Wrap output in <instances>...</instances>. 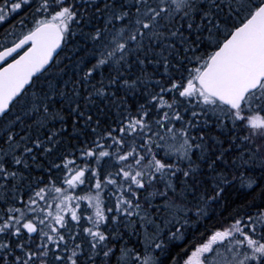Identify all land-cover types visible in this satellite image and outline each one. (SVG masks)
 Wrapping results in <instances>:
<instances>
[{
	"label": "snow or ice",
	"instance_id": "1",
	"mask_svg": "<svg viewBox=\"0 0 264 264\" xmlns=\"http://www.w3.org/2000/svg\"><path fill=\"white\" fill-rule=\"evenodd\" d=\"M20 13L0 264H264V0H3L0 24Z\"/></svg>",
	"mask_w": 264,
	"mask_h": 264
},
{
	"label": "trees",
	"instance_id": "2",
	"mask_svg": "<svg viewBox=\"0 0 264 264\" xmlns=\"http://www.w3.org/2000/svg\"><path fill=\"white\" fill-rule=\"evenodd\" d=\"M21 14H23V13H20L19 15H21ZM19 15L17 17H19ZM13 16L9 19L11 21H9L8 23H6L4 25V28L9 26L11 24L12 20H15V18H13ZM2 28H0V32H1ZM77 162L80 163L79 160ZM81 187L85 188V186H81ZM237 188H239V184H237ZM241 191H248V190L247 189H241ZM77 192L79 194H83V192H81L79 189L77 190ZM238 196H239V193H237L235 190H232L231 193L228 195V199L229 200H238ZM219 211H224V210L220 209ZM224 215L225 216L227 215V211H224ZM218 220H219L218 216H212V215H210L209 218L202 219L200 221V223L195 228H192L189 230V232L186 235L185 242L182 243L181 247L176 248L174 250L173 255H176L177 252H180L182 254V249H184V248L191 249L193 244L198 243L203 238L201 234L203 233L204 236H206L208 234V232L213 228V226L218 222Z\"/></svg>",
	"mask_w": 264,
	"mask_h": 264
},
{
	"label": "rangeland",
	"instance_id": "3",
	"mask_svg": "<svg viewBox=\"0 0 264 264\" xmlns=\"http://www.w3.org/2000/svg\"><path fill=\"white\" fill-rule=\"evenodd\" d=\"M0 4H1V3H0ZM23 14H24V13H23ZM23 14H21V15L18 14L19 17H17L18 15H15V14H14V16L11 15L10 18L13 16V18H15V20H12L11 24H10L9 26H7L6 28H4V25H5V24H0V28L3 27V28L1 29V32H0V42H2V35H3L4 30H5V29H10L11 25H12V24H15V23L21 18V16H22ZM9 21H11V20H9Z\"/></svg>",
	"mask_w": 264,
	"mask_h": 264
},
{
	"label": "flooded vegetation",
	"instance_id": "4",
	"mask_svg": "<svg viewBox=\"0 0 264 264\" xmlns=\"http://www.w3.org/2000/svg\"><path fill=\"white\" fill-rule=\"evenodd\" d=\"M0 3L3 4V0H0Z\"/></svg>",
	"mask_w": 264,
	"mask_h": 264
}]
</instances>
